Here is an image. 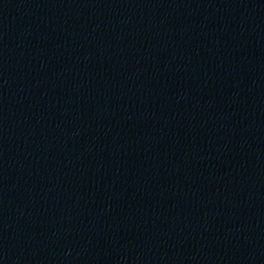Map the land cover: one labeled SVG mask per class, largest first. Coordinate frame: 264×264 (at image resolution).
<instances>
[{
    "label": "water",
    "instance_id": "water-1",
    "mask_svg": "<svg viewBox=\"0 0 264 264\" xmlns=\"http://www.w3.org/2000/svg\"><path fill=\"white\" fill-rule=\"evenodd\" d=\"M0 264H264V0H0Z\"/></svg>",
    "mask_w": 264,
    "mask_h": 264
}]
</instances>
